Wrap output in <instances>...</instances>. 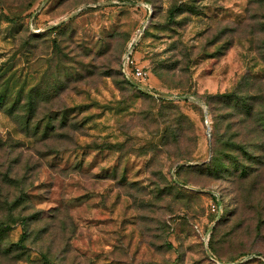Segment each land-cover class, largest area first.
<instances>
[{
  "label": "rangeland",
  "instance_id": "rangeland-1",
  "mask_svg": "<svg viewBox=\"0 0 264 264\" xmlns=\"http://www.w3.org/2000/svg\"><path fill=\"white\" fill-rule=\"evenodd\" d=\"M0 95V264H264V0H0Z\"/></svg>",
  "mask_w": 264,
  "mask_h": 264
},
{
  "label": "built area",
  "instance_id": "built-area-1",
  "mask_svg": "<svg viewBox=\"0 0 264 264\" xmlns=\"http://www.w3.org/2000/svg\"><path fill=\"white\" fill-rule=\"evenodd\" d=\"M137 39L131 40L128 44L127 49L123 55V73L127 78H135L136 80H144L148 72L144 66L138 64L137 59L134 55V49ZM209 118L206 117V123H208Z\"/></svg>",
  "mask_w": 264,
  "mask_h": 264
},
{
  "label": "trees",
  "instance_id": "trees-1",
  "mask_svg": "<svg viewBox=\"0 0 264 264\" xmlns=\"http://www.w3.org/2000/svg\"><path fill=\"white\" fill-rule=\"evenodd\" d=\"M0 101H2V103L4 101V97L2 95H0ZM27 123H28V121H27Z\"/></svg>",
  "mask_w": 264,
  "mask_h": 264
}]
</instances>
